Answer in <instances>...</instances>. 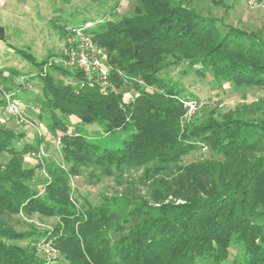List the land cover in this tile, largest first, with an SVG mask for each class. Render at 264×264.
Instances as JSON below:
<instances>
[{
  "label": "trees",
  "instance_id": "16d2710c",
  "mask_svg": "<svg viewBox=\"0 0 264 264\" xmlns=\"http://www.w3.org/2000/svg\"><path fill=\"white\" fill-rule=\"evenodd\" d=\"M117 6L84 20L113 67L105 92L96 80L67 84L81 72L49 62L52 55L34 61L15 50L38 68L40 119L59 144V161L45 162L46 177L35 180L41 163L26 166V157L49 141L21 142L0 121V264H264V99L227 112L203 114L200 106L186 118L184 101H203L161 76L186 63L219 85L264 91V39L183 0H136L131 15L106 17ZM132 90L138 96L125 98ZM78 122L131 132L121 147L107 148ZM84 167L115 175L122 188L77 204L71 179ZM131 170L140 173L133 178ZM36 214L55 222L16 228ZM41 244L56 258H44Z\"/></svg>",
  "mask_w": 264,
  "mask_h": 264
},
{
  "label": "rangeland",
  "instance_id": "374dc122",
  "mask_svg": "<svg viewBox=\"0 0 264 264\" xmlns=\"http://www.w3.org/2000/svg\"><path fill=\"white\" fill-rule=\"evenodd\" d=\"M117 0H0V86L5 91L14 93L20 117L8 116L2 104L0 91V121L22 134L21 142L36 143L38 138H46L49 143L41 144L39 150L43 155L40 158L26 157V166H36L35 180L46 177L44 163L49 159L59 161V144L53 141L46 126L45 117L40 119L41 81L37 75L38 68L30 60L15 52L24 49L32 55L34 61H42L52 55L49 62L58 63L57 58L62 46L68 39V32L61 35L60 30H68L73 24H81L85 19L99 20L103 12L108 11L109 5ZM203 15L215 16L223 22L255 32L264 39V0H256L255 6L250 7L246 0H183ZM136 0H118V6L112 16L118 20L122 16L131 15ZM64 26V27H63ZM48 62V65L50 64ZM59 64V63H58ZM46 65V67H48ZM49 70V68H47ZM54 78L58 72L51 70ZM161 76L173 81L179 80L185 91L194 93L203 102L201 111L207 114L211 110L227 112L245 104L258 102L264 99V91L259 87L234 88L227 82L219 85L212 75L207 72L204 76L198 75L186 63L169 66L162 70ZM5 78V79H4ZM3 79V80H2ZM130 96L125 93V98ZM200 108V107H198ZM77 126L82 134L88 135L91 140L102 147L119 148L123 139L128 138L130 128L105 133L97 123ZM207 151V150H206ZM192 153L184 158V162L198 157ZM136 178L140 170H131ZM126 173L124 176H128ZM113 174L100 176V170L93 167H84L79 175L72 177L73 198L77 204L85 202L96 204L103 195H112L122 186ZM41 190L40 187H38ZM25 223L16 226L26 230L30 226L36 230H44L52 226L54 218L33 215L25 219ZM42 255L46 259H55L58 255L54 250L39 245ZM233 259L239 260L241 248L233 245L231 248ZM223 264H233L232 259Z\"/></svg>",
  "mask_w": 264,
  "mask_h": 264
},
{
  "label": "built area",
  "instance_id": "2783aa9c",
  "mask_svg": "<svg viewBox=\"0 0 264 264\" xmlns=\"http://www.w3.org/2000/svg\"><path fill=\"white\" fill-rule=\"evenodd\" d=\"M246 1L250 7L255 6L256 0ZM92 25V21H85L68 28V39L62 46L57 61L62 68L70 71H78L82 74V78L66 80L67 84L82 87L86 81L96 80L99 84L100 91L105 92L108 88H111L110 73L113 67L109 61L107 52L97 44L88 31ZM139 83H142V81H139ZM0 91L5 101V113L8 116L19 118L20 110L17 102L13 98L14 93L3 90L1 86ZM130 96L135 98L138 96V93L132 90ZM200 104V102L195 100L184 101L186 108L185 117L190 118L198 107L201 106ZM42 155V151L39 150L32 152L29 156L37 159Z\"/></svg>",
  "mask_w": 264,
  "mask_h": 264
},
{
  "label": "crops",
  "instance_id": "0c3cea01",
  "mask_svg": "<svg viewBox=\"0 0 264 264\" xmlns=\"http://www.w3.org/2000/svg\"><path fill=\"white\" fill-rule=\"evenodd\" d=\"M0 44H1V43H0ZM0 68H2V67H0ZM1 71H2V70H0V74H1Z\"/></svg>",
  "mask_w": 264,
  "mask_h": 264
}]
</instances>
